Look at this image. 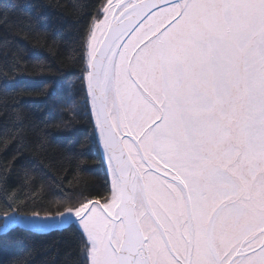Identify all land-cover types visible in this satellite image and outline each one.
Listing matches in <instances>:
<instances>
[{
	"label": "snow or ice",
	"instance_id": "obj_1",
	"mask_svg": "<svg viewBox=\"0 0 264 264\" xmlns=\"http://www.w3.org/2000/svg\"><path fill=\"white\" fill-rule=\"evenodd\" d=\"M81 39L79 87L61 85L55 126L70 139L86 115L91 135L72 153L95 151L106 190L85 187L44 219L31 194L13 211L17 196L0 243L58 231L81 264H264V0H105ZM6 119L0 185L27 160L42 193L49 174L25 155L42 141Z\"/></svg>",
	"mask_w": 264,
	"mask_h": 264
},
{
	"label": "trees",
	"instance_id": "obj_2",
	"mask_svg": "<svg viewBox=\"0 0 264 264\" xmlns=\"http://www.w3.org/2000/svg\"><path fill=\"white\" fill-rule=\"evenodd\" d=\"M105 0H0V117L7 114L9 123L23 122L35 133L33 140L41 139L42 145L25 150L29 159H39L49 176L43 191H33L24 180L28 161L15 166L7 175L6 186L0 185V216L11 212L3 210L6 203L13 211L23 207L31 197L40 202L36 211L39 216H55L63 200L77 198L87 188L88 193L105 192V171L97 162L98 155L77 159L72 153L77 138L91 135L92 128L83 113L75 121V134L65 139L67 133L55 125L59 122L56 106L61 85L79 87L82 37L90 30L97 9ZM75 73V75H69ZM74 91V89H73ZM80 151V145H75ZM9 161L0 154V164ZM82 168L90 171H81ZM55 179H52V178ZM83 181V183H80ZM93 200L104 196L93 195ZM33 205L32 207H34ZM71 206V205H68ZM20 215H35L31 208ZM70 233L58 231L49 234L17 230L0 243V264H8L22 258L26 264H81L75 248H69Z\"/></svg>",
	"mask_w": 264,
	"mask_h": 264
},
{
	"label": "water",
	"instance_id": "obj_3",
	"mask_svg": "<svg viewBox=\"0 0 264 264\" xmlns=\"http://www.w3.org/2000/svg\"><path fill=\"white\" fill-rule=\"evenodd\" d=\"M6 217H7V216H6ZM51 232H54V231L43 232V233H41V232H33V233H36V234H49V233H51Z\"/></svg>",
	"mask_w": 264,
	"mask_h": 264
},
{
	"label": "rangeland",
	"instance_id": "obj_4",
	"mask_svg": "<svg viewBox=\"0 0 264 264\" xmlns=\"http://www.w3.org/2000/svg\"><path fill=\"white\" fill-rule=\"evenodd\" d=\"M52 216H45V217H42V216H39L38 218L40 219H44V218H51Z\"/></svg>",
	"mask_w": 264,
	"mask_h": 264
}]
</instances>
